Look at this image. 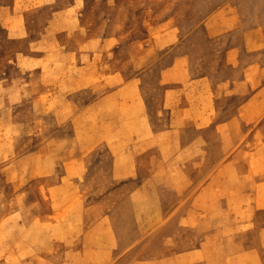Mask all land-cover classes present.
Returning <instances> with one entry per match:
<instances>
[{"label": "rangeland", "instance_id": "rangeland-1", "mask_svg": "<svg viewBox=\"0 0 264 264\" xmlns=\"http://www.w3.org/2000/svg\"><path fill=\"white\" fill-rule=\"evenodd\" d=\"M12 1L0 0V7ZM14 12L7 19L0 13V264H83L84 257L91 264H153L155 255L136 235L153 221L155 202L140 195L109 205V215L101 208L117 222L119 250L101 255L94 237L92 253L79 254V218L101 217L94 203L100 191L81 190L80 182L102 160L110 165L118 142L110 137L130 134L133 145L173 129L182 97L192 116L241 119L229 127L235 149L246 158L264 154V0H16ZM246 100L257 106L240 109ZM259 194L261 201L264 187ZM244 201L213 214L205 207L201 217H219L222 233L255 235L264 228V205ZM211 223L205 220L198 260L205 264L218 257L207 238ZM185 227L196 239V226ZM222 240L227 263L238 246H261L255 236ZM252 259L238 253L234 261Z\"/></svg>", "mask_w": 264, "mask_h": 264}, {"label": "crops", "instance_id": "crops-1", "mask_svg": "<svg viewBox=\"0 0 264 264\" xmlns=\"http://www.w3.org/2000/svg\"><path fill=\"white\" fill-rule=\"evenodd\" d=\"M15 3L16 0H13L11 6L6 4L0 7V13L6 19L18 14L14 12ZM55 13L61 14V11L56 10ZM53 21L54 17L50 23ZM7 30L18 32L21 27L8 26ZM248 99H251V94ZM249 101L241 103L239 108L247 111L257 106ZM174 108L176 116H172L170 120L173 129L152 135L146 134L144 136L147 137H141L139 140L142 141L133 145L126 143L130 134H124L117 140L110 137V143L118 141L115 144L117 149L113 150L114 155L110 158V165L102 160L94 172L85 175L84 184L80 182L79 185L80 180H75V185H79L81 190L85 188L100 191L94 195V203L95 212L100 213L101 217H93V213L86 215L84 210L85 216L79 218L80 223L77 224L76 230L83 232L85 244L80 248L79 254H84L87 250L92 253L90 250L92 247L89 245L93 243L94 237H97L95 239H99L101 244V255L110 256V253L119 250L120 246L117 245L115 238L117 222L109 221L112 217H102L101 208L107 207L104 214L109 215L110 207L113 209L120 205L122 200L140 195L152 197L155 202L153 221L142 226L136 235L137 239L146 241L141 249L149 248L150 253L155 255L153 264H205L204 261L198 260L205 254L206 219L212 222L214 228L207 235V238L213 241L214 255H218L213 264H241L234 261L238 253L254 255V259L244 264H264V228L255 235L250 230H231L222 233V227L217 225L219 217H201L206 212L205 207L209 209L208 214H213L218 212L221 205H243L247 199H255L253 203H249L254 207L264 205V199L259 200L260 188L264 187V169H261L264 168V154L253 152L254 157L246 158L245 150L235 149L237 134L229 127H235L234 124L241 119H236L233 115L208 117L205 116L206 113L192 116L190 111L192 104L185 97L179 98ZM147 130L144 129L143 133ZM146 143L147 147L142 149ZM170 191L174 192L173 198ZM158 200L165 205L163 212L160 211ZM174 206L179 211L176 216L171 210ZM88 208L94 212L92 206ZM227 219L235 223L251 221L236 217ZM99 220L100 224L97 226L95 223ZM193 224L196 226L197 240L194 236L189 239L184 235L188 234L185 226ZM98 230L101 231L99 235ZM254 236L261 244L255 251L252 246L242 248L237 245L236 249L229 251L228 255L233 254L230 263L222 257L227 255L222 249V239L228 238L231 243L235 242V239L248 238L252 242ZM190 257L193 260H190ZM83 259L85 260L83 264H91L90 259L86 257Z\"/></svg>", "mask_w": 264, "mask_h": 264}]
</instances>
